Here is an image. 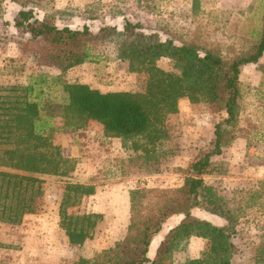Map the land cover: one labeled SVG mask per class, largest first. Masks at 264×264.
I'll list each match as a JSON object with an SVG mask.
<instances>
[{
	"label": "trees",
	"instance_id": "1",
	"mask_svg": "<svg viewBox=\"0 0 264 264\" xmlns=\"http://www.w3.org/2000/svg\"><path fill=\"white\" fill-rule=\"evenodd\" d=\"M30 1L21 0L15 26L43 44L42 61L59 73L38 72L26 83H0V222L20 224L36 212L46 177L67 178L75 170L76 159L63 154L54 141L56 132H76L97 122L105 136L121 138L125 145L130 142L135 152L117 157L122 165L159 172L169 115L178 112L183 98H189L221 104L227 112L215 125L213 147L185 169L180 186L138 184L131 189L125 235L76 264H174L175 251L193 235L207 238L208 246L200 257L181 264H233L237 226L259 204L264 180L255 188L226 194L207 178L225 173V163L213 156L238 135L241 74L246 64H257L264 57V17L252 37L245 38L248 47L226 57L221 46L202 38L200 31L183 41L163 40L157 32L147 33L139 23L126 19L122 29L105 25L94 32L88 25H58L51 15L40 19L35 7H28ZM108 43L116 45L118 57L127 60L131 70L146 74L142 90L102 91L86 82L66 80L70 68L91 60L94 49ZM164 57L174 61L177 71L158 65ZM95 193V185L66 181L60 226L73 246L84 245L103 219L101 212L72 211ZM195 209L222 221L199 217ZM179 215L182 218L169 228L151 257L154 239L170 218ZM255 263L264 264V232Z\"/></svg>",
	"mask_w": 264,
	"mask_h": 264
},
{
	"label": "rangeland",
	"instance_id": "2",
	"mask_svg": "<svg viewBox=\"0 0 264 264\" xmlns=\"http://www.w3.org/2000/svg\"><path fill=\"white\" fill-rule=\"evenodd\" d=\"M20 2L0 0L1 84L26 83L38 72L59 73L42 61L43 44L15 26ZM27 5L35 7L40 19L51 15L58 25H88L94 32L105 25L122 29L126 19L139 23L147 33L157 32L163 40L176 37L183 41L200 31L202 38L220 45L226 57L248 47L245 38L252 37L264 17V0H31ZM93 52L95 57L65 73L66 80L86 82L102 91L144 88L146 74L131 70L129 62L118 57L114 43L96 47ZM157 63L177 71L171 58H160ZM241 82L238 135L221 154L213 156L215 161L225 163V173L207 178L226 194L255 188L264 180V57L257 64L243 67ZM226 115L221 104L183 98L178 112L169 115V137L161 146L164 157L156 173L122 165L116 158L135 152L130 142L125 145L121 138L105 136L97 122L76 132H56L54 141L58 133L73 136L71 140L79 150V156L71 157L76 159L75 170L67 178L46 177L36 212L27 214L20 224L0 222V264H76L80 258H92L111 246L127 231L130 190L138 184L180 186L185 169L213 147L215 125ZM68 180L96 186V193L84 197L72 211L103 213L94 235L82 246L71 245L60 226L59 208ZM258 201L237 226L233 264H256L255 252L264 232V195ZM193 213L222 221L202 209ZM181 218L174 216L166 222L153 242L152 256L169 228ZM207 246V238L191 236L175 251L174 264L200 257Z\"/></svg>",
	"mask_w": 264,
	"mask_h": 264
},
{
	"label": "crops",
	"instance_id": "3",
	"mask_svg": "<svg viewBox=\"0 0 264 264\" xmlns=\"http://www.w3.org/2000/svg\"><path fill=\"white\" fill-rule=\"evenodd\" d=\"M250 64V63H248ZM246 64V65H248ZM254 64V63H253ZM245 65V66H246ZM73 136L71 134H68V133H58L55 137V142L57 144H59L61 146V149L63 151V154L67 157H77L79 156V150L77 148V146H75L71 140ZM94 195V194H93ZM91 196V195H90ZM130 203V201H129ZM155 240V239H154ZM162 240V239H161ZM160 240V241H161ZM154 242V241H153ZM160 243V242H159ZM158 243V245H159ZM157 245V246H158ZM157 246L155 247V250L154 252L156 251V248ZM152 248H153V243H152V246H151V251H150V254H151V257H154V255L152 256Z\"/></svg>",
	"mask_w": 264,
	"mask_h": 264
}]
</instances>
